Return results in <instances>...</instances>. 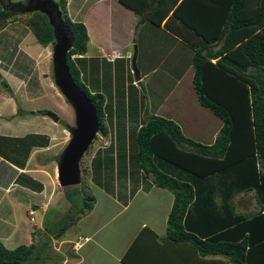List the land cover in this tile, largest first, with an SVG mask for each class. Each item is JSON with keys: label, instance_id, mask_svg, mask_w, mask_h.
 Wrapping results in <instances>:
<instances>
[{"label": "crops", "instance_id": "1", "mask_svg": "<svg viewBox=\"0 0 264 264\" xmlns=\"http://www.w3.org/2000/svg\"><path fill=\"white\" fill-rule=\"evenodd\" d=\"M65 11L71 21L85 26V52L75 54L88 76L85 87L89 92L101 93L104 102L105 92L110 91L113 106V91L119 94L117 114L124 124L123 137H127V126L131 125L135 132L147 116L156 115L175 121L184 136L203 144L212 143L221 121L196 99L188 63L192 51L163 29L162 23L157 27L147 22L144 18L148 8L136 16L118 0H65ZM133 47L137 79L129 64ZM107 53L113 56L112 60L103 57ZM52 75L50 44H38L20 20L7 21L0 30V80L9 89L0 86V202L7 203L8 212L4 215L8 218L9 213L11 219L10 226L0 233L4 241L10 240L17 229L12 220L17 215L12 212L19 206L28 215L27 225L21 228L24 245L36 242L39 234H49L48 227L61 219L63 210L57 206L60 197L46 171L56 169L61 152L54 153L57 123L47 116L55 109V100H46L44 92L48 81H53ZM184 78V92L188 91L190 97L181 89ZM173 89H179L173 108L190 122L188 127L194 132L185 130L173 113L165 111V103L172 102L168 97ZM203 113L215 118L207 140L209 131L205 130L210 128L208 124L201 125L205 121ZM196 130L202 132L204 140ZM121 144L117 150L120 163L113 161L116 170L111 188L96 189L112 206L95 213L97 199L92 195L91 208L67 228H74L75 233L64 236L65 230L56 239L50 237L59 239L61 245L57 251H50L49 245L47 264H229L222 255L200 256L187 242L165 240L172 194L153 185L146 176L142 181L137 164L128 161L131 143ZM230 202L234 203L235 213L256 210L252 191L237 193ZM36 210L39 217L35 228ZM190 218L189 222L194 221Z\"/></svg>", "mask_w": 264, "mask_h": 264}, {"label": "trees", "instance_id": "2", "mask_svg": "<svg viewBox=\"0 0 264 264\" xmlns=\"http://www.w3.org/2000/svg\"><path fill=\"white\" fill-rule=\"evenodd\" d=\"M25 1H0V30L16 19L18 10L13 7ZM53 1L57 4V10L51 9L53 23L71 38L65 58L69 74L94 105L97 131L105 135L104 96L88 91L70 57L85 52V26L68 18L65 0ZM118 2L136 16L148 8L147 22L157 27L162 23L163 29L191 49L188 63L196 99L221 121L210 144L184 136L173 120L156 115L147 116L135 131L136 147L131 149L129 163L137 164L142 177L151 175L153 185L172 194L165 240L187 242L200 256L222 255L229 264H264V0ZM21 22L38 44H54L45 14L34 11ZM0 82L8 91L6 82ZM64 128L71 131L74 126ZM95 161L100 163L97 167L102 166L99 158ZM67 190L64 197L77 214L52 223L49 234L38 238L37 244L6 248L0 241V264L35 262L40 251L49 247L50 237H60L91 208L92 195L82 197L72 189L80 195L78 205ZM248 191H252L256 210L235 213L231 197ZM188 215L194 221L189 222Z\"/></svg>", "mask_w": 264, "mask_h": 264}, {"label": "rangeland", "instance_id": "3", "mask_svg": "<svg viewBox=\"0 0 264 264\" xmlns=\"http://www.w3.org/2000/svg\"><path fill=\"white\" fill-rule=\"evenodd\" d=\"M27 1H25L23 4H21V6H18L15 8L13 7V9L18 10V13L16 15H14V17L16 19H18V21L25 19L26 17H28L30 15V13L34 12V11H24V7L26 6ZM0 6H1V3H0ZM52 46L53 45L50 44V50L52 49ZM70 57L74 62H76V65H78L77 67L81 70L80 80L82 82H84V84H86L88 76L86 74V71L83 70L82 64L77 62V59L75 58V54L71 55ZM130 68H131V66H130ZM48 82L49 83H48V85L45 86L46 88H45L44 92H45L46 100H51V101L53 99L55 100V105H54L55 109H52L50 111H52V115L54 113V115H53L55 117L54 121L57 123V126H56L57 127V134L55 136V141H54V144L56 143V149L54 150V153H59L65 147V145L68 142L69 137H70L68 129H66L64 127L66 125L68 127L74 126V116H73V111H72L70 105L64 99V97L59 93L57 87L54 84V81H51V82L48 81ZM185 83H186V79L184 78V80L181 83V85H182L181 89H182L184 94H187V95H185L186 97H190L188 95V91L184 92V89H186V88H184L183 85ZM0 86L3 87L1 82H0ZM178 90L179 89H177L176 91H178ZM176 91L173 89V91H172L173 93L169 95L168 99H171L172 102L167 101L165 103V105L168 107V109H166L165 111H168V113H173L176 116V118L178 120H180L179 122L182 123V126H184L185 130L190 131V132H194V130H192L188 127V124L190 122L186 121L185 117L180 112L177 113L173 108L172 103L175 102V98H176L175 92ZM107 92L108 93L105 92L106 101L103 102V115H102V121H103L104 126L106 127L107 135L106 134L100 135V133L97 131L95 137L93 138V140L91 141L87 150L83 153V155L79 161L80 182L77 185L68 187V190H67L69 192V194H71L74 202H76L77 204L79 203L78 197L80 195L78 196L77 193L75 194V190H72V189H76V190L80 191L82 197H85V195H88V194L96 196L97 206L95 208V213L101 212L104 207H107L109 209V207L112 206L111 203L106 202L104 196L102 194H100L99 192H97L96 189L107 190L108 188H111L109 186L112 185V179L114 177L115 170H116V169L114 170L113 161H115L117 164L120 163L118 161L120 158V155H118L117 150L119 151L121 149V146H122L121 143L122 142L125 143V141L126 142L129 141V143H131V147H130V144L128 146V154L129 155H130L131 149H133V147H136L135 146V139L133 138L135 135V132H134V128L131 125L127 126L128 127L127 128V131H128L127 137L122 136L124 124L121 120H118V114H117L118 109H119L118 103L120 101L118 99V96H119L118 92L115 90L113 91L114 106L112 105L113 104L112 99H111L112 95L110 94V91H107ZM90 93H93V91ZM144 94L147 97L146 91H144ZM59 97H60V100H59ZM148 101H149V99H148ZM49 104L52 105V103H47V105H49ZM51 105H50V108H52ZM114 114H115V116L113 118ZM202 115L205 118V121H202L201 125L204 127L205 126L208 127V125H209V128H210V130H205V131H209L208 132L209 136L206 137V139H205V140H207L210 137V133L213 130V126L215 125V122H214L215 118L209 116L207 113H203ZM47 116H49V115H47ZM197 135H200L201 137H199V138L201 140H204L202 132L197 131ZM112 151L114 154H112ZM98 158L100 159L102 166L99 165L97 167L96 164L99 162L95 163L96 162L95 160ZM55 167H56V165H55ZM117 167H118V165H117ZM46 171H47L48 177L54 181L55 192L58 194V197H60L57 206L60 207V210H63L61 218L64 215H71L72 214L75 216L77 214V212L75 211V208L69 209V202L64 197V192H65V189H67V187H62L57 183L56 169L55 168L52 170L48 169ZM117 173H118V170H117ZM138 173H139V177L142 179V181H144V177H142V172L140 170H138ZM145 176H146V178L152 179V176L149 174H147ZM129 178H132V174L129 175ZM118 179L120 181V177H118ZM246 195H249V194H246ZM19 197L24 198L25 195L20 194ZM6 199H8V196L6 197ZM21 204L24 205V202H21ZM7 212H8L7 203L5 201H1L0 202V214H1L0 215V233L3 230H6L8 228V226H10V220H11V219H9L10 214L9 213L7 214L8 218H6L4 215ZM13 213H14V215H17L16 219H12L17 224V229H16L15 233L12 234V236L10 237V240H8V241H4L2 239V237H0V241L3 243V245L6 248H13L16 245L24 244V240L21 237V233H22L21 228H23L27 225L28 215L25 211H22V208H20V206L18 208H16L15 212L13 210L12 214ZM2 216H4V217H2ZM38 217H39V212L36 210L33 213V218H35V222H34L35 228L38 225ZM29 220H32V219H29ZM74 233H75L74 228L73 229L69 228V229H66V231L64 232V236H68V235L74 234ZM38 236H39V238H41L43 235L39 234ZM36 239H37V235H36ZM33 243L37 244L36 242H33ZM49 245H50V251H57L58 246L61 245V241H59V239H57V240H51L50 239ZM50 251L47 248L46 249L43 248V250H41L39 253L38 259L33 263L28 262V264H47L48 259H47V257L45 259V256H46V253H50Z\"/></svg>", "mask_w": 264, "mask_h": 264}, {"label": "water", "instance_id": "4", "mask_svg": "<svg viewBox=\"0 0 264 264\" xmlns=\"http://www.w3.org/2000/svg\"><path fill=\"white\" fill-rule=\"evenodd\" d=\"M50 8L57 10V4L53 0H28L24 11H38L45 14L52 27L54 38L51 49L53 81L70 105L74 116V128L68 131L69 140L61 150L56 164V180L60 186L70 187L80 182L79 161L97 133L98 120L91 100L77 86L69 74L65 58L70 48L71 38L61 25L53 23ZM130 66L134 77L137 79L135 47H133L130 58ZM47 114L55 120L51 113Z\"/></svg>", "mask_w": 264, "mask_h": 264}, {"label": "built area", "instance_id": "5", "mask_svg": "<svg viewBox=\"0 0 264 264\" xmlns=\"http://www.w3.org/2000/svg\"><path fill=\"white\" fill-rule=\"evenodd\" d=\"M104 55H105L106 58H108V57H109V58H111V57L113 58V56L110 55V53H107V54H104ZM29 214H32V213L30 212ZM30 219H32V217H30Z\"/></svg>", "mask_w": 264, "mask_h": 264}, {"label": "clouds", "instance_id": "6", "mask_svg": "<svg viewBox=\"0 0 264 264\" xmlns=\"http://www.w3.org/2000/svg\"><path fill=\"white\" fill-rule=\"evenodd\" d=\"M103 57H105V56H103ZM105 58H106V57H105ZM106 59H107V60H112L113 58H109V57H108V58H106Z\"/></svg>", "mask_w": 264, "mask_h": 264}, {"label": "flooded vegetation", "instance_id": "7", "mask_svg": "<svg viewBox=\"0 0 264 264\" xmlns=\"http://www.w3.org/2000/svg\"><path fill=\"white\" fill-rule=\"evenodd\" d=\"M49 10L51 11V8H50ZM50 11H49V12H50ZM50 15H51V12H50Z\"/></svg>", "mask_w": 264, "mask_h": 264}]
</instances>
